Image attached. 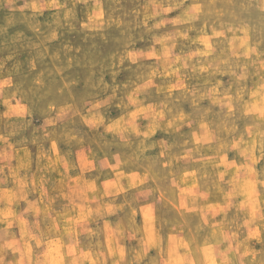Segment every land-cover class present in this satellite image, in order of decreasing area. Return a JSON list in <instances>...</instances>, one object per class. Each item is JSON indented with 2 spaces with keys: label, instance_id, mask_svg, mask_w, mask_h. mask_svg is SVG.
Returning a JSON list of instances; mask_svg holds the SVG:
<instances>
[{
  "label": "clouds",
  "instance_id": "obj_1",
  "mask_svg": "<svg viewBox=\"0 0 264 264\" xmlns=\"http://www.w3.org/2000/svg\"><path fill=\"white\" fill-rule=\"evenodd\" d=\"M0 264H264V0H0Z\"/></svg>",
  "mask_w": 264,
  "mask_h": 264
}]
</instances>
